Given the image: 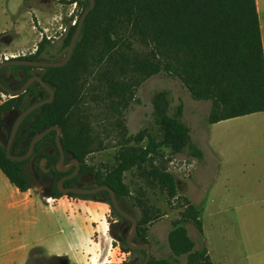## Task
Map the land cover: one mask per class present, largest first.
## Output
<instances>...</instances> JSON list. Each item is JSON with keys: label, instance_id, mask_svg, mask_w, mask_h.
Returning a JSON list of instances; mask_svg holds the SVG:
<instances>
[{"label": "trees", "instance_id": "trees-1", "mask_svg": "<svg viewBox=\"0 0 264 264\" xmlns=\"http://www.w3.org/2000/svg\"><path fill=\"white\" fill-rule=\"evenodd\" d=\"M93 1L94 7L83 22L70 60L63 67L41 68L40 77L53 89L54 97L34 111L29 132L40 133L50 126H59L63 150L82 162L93 150L101 148V142L93 147L92 127L82 109L85 96L89 95L105 114L116 116V126L125 131L123 111L130 106L138 87L160 73L179 80L193 100L210 103L208 124L264 112V56L255 0ZM63 2L76 3L80 8L75 25L68 26L62 39L60 49L66 51L88 0ZM45 44L48 41L42 39L34 53L18 59L37 60ZM7 69L28 77L33 67L12 66L1 71ZM26 94L1 102L0 119L7 112L26 109ZM150 103L152 131L128 136L111 169L94 172L86 166V171L95 174L98 185L112 189L120 206L121 200L130 197L123 175L131 169L138 170L145 185L157 187L168 205L178 198L175 178L163 165H156V160L163 157V148L171 154L190 148L196 157H202L201 151L191 144L189 128L181 120L183 105L178 104L170 112L165 91L155 92ZM21 139L14 140L11 155L21 156L28 150L26 146L19 152ZM43 142L35 144L34 152L40 151ZM50 143L56 147L53 139ZM40 156L51 163L57 159L48 154ZM24 163L8 159L0 145V171L19 191L35 186L33 176L22 168ZM105 194L107 199H96L55 191L50 197L67 196L109 204V195ZM138 195L142 197L143 192L139 190ZM182 200L180 221H174L167 234L170 257H151L147 264H177L181 256H185V264H213L207 249H195L187 235L183 224L193 222L199 233L202 224L199 211L188 199ZM136 205L141 213L136 233L146 239L148 226L161 215L142 198H136ZM120 249L133 252L123 243Z\"/></svg>", "mask_w": 264, "mask_h": 264}, {"label": "rangeland", "instance_id": "rangeland-1", "mask_svg": "<svg viewBox=\"0 0 264 264\" xmlns=\"http://www.w3.org/2000/svg\"><path fill=\"white\" fill-rule=\"evenodd\" d=\"M26 0L17 11L19 0H0V28L5 21H16L25 7H45L54 3L58 11H50V17L42 20L33 18L38 42L34 43V53L38 43L48 41L40 53V60L47 62L60 61L66 51L61 50L62 39L71 21L76 19L80 8L66 4L67 0ZM50 2V3H49ZM15 13L14 16L10 15ZM264 22V10L260 11ZM54 15H56L54 17ZM9 20V21H8ZM28 21V18L26 19ZM41 25V29H38ZM17 37L13 48L19 50L31 43L35 38L30 26L23 22L14 26ZM42 33L43 35L41 36ZM29 52L21 56L30 55ZM19 57V56H18ZM16 57V58H18ZM11 71V70H8ZM5 72V74H9ZM34 73H41L37 68ZM158 91H165L170 101V112L178 104L183 105L181 120L188 126L190 142L197 147L202 157L198 158L190 148L182 153L171 154L162 149V159L156 160L175 178L178 198L171 205L157 187L150 188L138 176L137 169H131L123 175L128 186L130 197L121 200V205L136 220L141 213L136 205V198H142L147 206L158 209L161 217L154 220L147 231V241L151 257L169 258L167 234L174 221H180L184 210L183 198H186L199 211L202 233H199L193 222L183 224L188 237L194 242L195 249L202 247L213 264H264V113L234 118L217 124H208L210 103L193 100L179 80L164 73L146 79L136 90L130 106L123 111L122 121L125 131L116 126V116L105 114L101 106L96 105L89 95L85 96L82 109L92 127L95 139L93 147H98L85 157V165L96 171H105L115 165V155L128 136L137 135L141 131H152L151 96ZM10 98L0 92V103ZM86 108V109H85ZM145 145V141L141 146ZM41 193L38 185L33 187ZM143 192L142 197L138 195ZM66 199L69 197L66 196ZM81 199V198H79ZM107 215L102 227L105 246L110 248L102 251V246L93 255L96 264L125 263L128 256L120 249V243L109 235L110 222L119 220L125 225L126 220L117 218L109 204L103 206ZM177 264H185V256L178 258Z\"/></svg>", "mask_w": 264, "mask_h": 264}, {"label": "crops", "instance_id": "crops-1", "mask_svg": "<svg viewBox=\"0 0 264 264\" xmlns=\"http://www.w3.org/2000/svg\"><path fill=\"white\" fill-rule=\"evenodd\" d=\"M255 1L264 56V22L259 14L264 10V0ZM25 2H17V11ZM47 5L46 10L41 6L25 7L18 20H8V24L5 21L0 28V61L33 52L32 47L38 42L33 18L42 23L58 11V5ZM23 22L30 26L35 38L16 50L12 47L18 35L14 26ZM104 205L66 196L45 197L34 188L19 191L0 171V264H96L93 255L98 246H102V251L110 248L104 243Z\"/></svg>", "mask_w": 264, "mask_h": 264}, {"label": "flooded vegetation", "instance_id": "flooded-vegetation-1", "mask_svg": "<svg viewBox=\"0 0 264 264\" xmlns=\"http://www.w3.org/2000/svg\"><path fill=\"white\" fill-rule=\"evenodd\" d=\"M34 69H37V68L33 67V69L29 71L28 77L23 76L20 72L8 71L9 69L4 70V74L2 73L3 71H0V74L2 76L1 80L9 88L16 90V89L21 88L28 79L32 77H40L41 73L32 72V70ZM39 69L41 70V68ZM7 71L9 74L6 75L5 72ZM25 92H27L26 94L27 107L26 108H28L30 105H33L39 101L49 98L48 92L44 90V88L41 87V85L36 81L31 82L23 93ZM23 111H17V112L20 113ZM34 111L28 114L24 118V120L19 124L17 131H16V135L11 143V146H12L14 140L21 139L23 136L20 142L21 147L19 148V152L21 151V149H24L26 146L29 147L30 140L33 138L34 135L37 134V132L33 133V132L28 131V128H29L28 123L35 117ZM2 118L5 120V126H2L0 130H1V133L5 137V144H2V142L0 141V145L3 146L5 150L6 145L10 140L16 118L12 119L10 112L3 114L1 116V119ZM26 126L28 127L21 132V135L18 138H16L17 133L23 127H26ZM54 136L55 135L44 136L41 139L44 142H43V146L41 147L40 151L34 152V149H33V152L31 154V156H34L31 165H32L33 171H35V174H36V177H33V178L35 180V185H38L40 187L41 192L44 191L49 194H52L55 191L58 192L57 185L60 182H61L62 189H69V188H75V187H81L85 189H95L99 186H103V185L97 184L95 174H92L86 171L87 167L85 165V159H83L81 162L72 153H70L69 151L63 150L64 151L63 162L62 164H59L60 155L56 147L53 148L52 143H50V139H53L55 142ZM41 154L52 155V156L57 157V159L55 160L54 163H51L45 157H41L40 156ZM42 158L46 159V164L43 167V170H41V168L39 167V162ZM28 160L29 159L23 161L25 162L22 166L23 169L28 170ZM76 162H77V165H76ZM38 180H40L43 183V187H41L40 183H38ZM105 193L107 192L105 190H102V191H97L94 194H90L89 196L96 198V199H107V196ZM120 207L123 211L127 212L126 210H124L122 206ZM121 219L125 221V219L123 218ZM126 222L127 224L125 225L123 222L121 221L119 222V220L111 221L109 224L110 229L108 230V232H109V235L112 236V238L114 237V241H117L121 244L123 243L127 246L126 239L130 233L131 225L127 220ZM136 232H137V229L132 235V238H131L132 243L135 245L148 244L147 240L138 237ZM130 251H133V252H125V254L128 256L127 259H123L125 263H116V264H141L144 261L145 251L143 250H130Z\"/></svg>", "mask_w": 264, "mask_h": 264}, {"label": "water", "instance_id": "water-1", "mask_svg": "<svg viewBox=\"0 0 264 264\" xmlns=\"http://www.w3.org/2000/svg\"><path fill=\"white\" fill-rule=\"evenodd\" d=\"M93 7H94V1L93 0H88V6L81 13V15H80V17H79V19L77 21L74 33H73V35H72V37L70 39V42H69L68 48L66 50V53H65L64 57L60 61L47 62V61H43V60H40V59H37V60H24V59H18V58H11V59H6V60H3V61H0V71L2 69L9 68V67H12V66H27V67H36V68H47V67L57 68V67H63L70 60L71 54H72L73 49L75 47V44L78 41L83 22H84L86 16L88 15V13L93 9ZM2 73L4 74V71ZM1 77L2 76L0 74V90L3 93H5L8 96H10V97H16V96L22 94L26 90V88L29 86V84L31 82H33V81L38 82L41 85V87H43L44 90H46L48 92V94H49V98H47L45 100H42V101H39V102H37V103H35L33 105H30L23 112L19 113L17 111H10V115L12 116V119L16 118V121H15V124H14V128L12 130V133H11L10 140L7 143L6 148H5L6 157L8 159L12 160V161H15V162H23L24 160L29 159L28 160V171L33 177H36V174L33 171V168H32V165H31L32 161H33V158H34V156H31V154L33 152V149H34V146L44 136L48 135L50 132H55V136H54L55 146H56V149H57V151H58V153L60 155L59 164H62L63 158H64V151H63L62 145L60 143V137H61V134H62V130L57 125L50 126V127L46 128L45 130H43L42 132L37 133L36 135H34L33 138L29 142L28 151L24 155H21V156H13V155H11V153H10L11 152V143H12V141H13L15 135H16V131H17V128H18L19 124L32 111H34L37 108L43 106L44 104L50 103L53 100L54 93H53V89L48 84H46L40 77H32V78L28 79L21 88L16 89V90L15 89H11L6 84H4L2 82V80H1ZM31 122H32V120L28 123V126L30 125ZM2 126H5V120L3 118L0 119V129H1ZM28 126L23 127L17 133L16 138H18L21 135V132L23 130H25ZM0 141L2 142V144H5V137L1 133V130H0ZM45 164H46V159L42 158L40 160V162H39V167L41 168V170H43V167L45 166ZM76 165H77V162H76ZM38 183H40L41 187H43V183L40 180H38ZM57 190H58V192L61 195L73 194V195H76V196L90 195V194H94L97 191L105 190L108 193V195H109V201H110L109 205L111 206V208L115 211V213H117L121 218L127 220L130 223V225H131L130 233H129L127 239H126L127 247L130 250H143V251H145V259H144V261L141 264H147L148 263V261L151 258L150 246L148 244L135 245V244L132 243L131 238H132V235L134 234V232L137 229V220H136L135 217L131 216L129 213H127V212H125V211H123L121 209V207L119 205V202L117 201V199L115 197V194L112 191V189H110L106 185L99 186V187H97L95 189H85V188H81V187L62 189L61 188V182H60L57 185ZM41 194L43 196H45V197H50V194L46 193L44 191H42Z\"/></svg>", "mask_w": 264, "mask_h": 264}, {"label": "built area", "instance_id": "built-area-1", "mask_svg": "<svg viewBox=\"0 0 264 264\" xmlns=\"http://www.w3.org/2000/svg\"><path fill=\"white\" fill-rule=\"evenodd\" d=\"M71 4H72V7H73V8L76 7V3H71ZM76 20H77V18H76V19H73V20L71 21V26L75 25ZM62 31H63V32H66V29H62ZM40 34H41V36L43 35L42 33H40ZM41 39H43V37H42ZM4 60H6L5 57H4Z\"/></svg>", "mask_w": 264, "mask_h": 264}]
</instances>
